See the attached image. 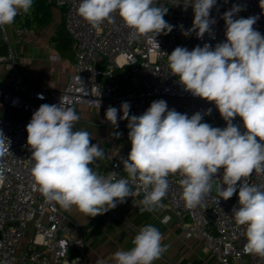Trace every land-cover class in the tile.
I'll use <instances>...</instances> for the list:
<instances>
[{
	"label": "clouds",
	"instance_id": "obj_1",
	"mask_svg": "<svg viewBox=\"0 0 264 264\" xmlns=\"http://www.w3.org/2000/svg\"><path fill=\"white\" fill-rule=\"evenodd\" d=\"M216 2L193 0V24L182 34L195 32L202 38L210 33L216 22L210 18ZM156 5V0H81L77 12L92 28L105 21L113 23V14H118L131 30V39L145 37L156 42L157 36L174 27L164 19L167 8ZM32 6L33 0H0V27L10 26L21 11L29 13ZM240 10L234 6L223 14L225 40L214 48L205 43L191 51L176 47L168 54L171 76L178 77L191 95L213 103L225 127L202 122L200 112L189 117L169 109L162 99L138 116L129 115V102H123L119 110L109 106L106 121L118 128V111H122L119 119L128 121L131 142L127 158H120L127 178L116 179L90 166L104 158V150L91 143L88 131L74 130L79 116L61 95L57 104H41L26 126L33 190L63 210L75 209L82 217L94 218L125 203L136 194L135 186L144 192L143 213L160 206L169 188V175L179 174L181 200L191 209L211 191L214 176L222 169L218 196L227 201L238 192L239 206L232 214L235 223L245 228L243 251L264 256V184L248 182L253 173L264 174V35L254 28L257 16L234 18ZM38 98L43 96L38 94ZM236 117L243 131L233 123ZM5 141L9 149L10 141L0 130V149ZM4 154L0 150V157ZM162 240L156 227L143 226L130 250H118L97 264H153L167 250Z\"/></svg>",
	"mask_w": 264,
	"mask_h": 264
},
{
	"label": "built area",
	"instance_id": "obj_2",
	"mask_svg": "<svg viewBox=\"0 0 264 264\" xmlns=\"http://www.w3.org/2000/svg\"><path fill=\"white\" fill-rule=\"evenodd\" d=\"M50 1L64 9V27L74 50L72 72L62 88H27L18 70V56L9 27L18 37L29 29L13 24L0 27V45L4 48V53H0V64L13 72L9 86L0 84V103L21 112L14 120L0 118V130L10 141L9 149L8 141L0 149L5 153L0 157V264H86L84 240L75 235V225L66 221L57 204L47 202L32 188L26 126L41 104H57L61 95L73 108L84 105L107 110L112 106L119 110L123 102H129V115L132 116L143 112L154 97L167 96L182 102V114L191 117L200 112L211 126L223 128L226 122L214 104L191 95L178 83V77L171 76L168 54L176 47L191 51L197 45L203 47L208 43L214 48L224 41L223 14L234 6L241 9L234 18L257 16L254 28L264 35V3L260 5V0H217L210 13V18L216 22L211 25V32L202 38H197L195 32L189 36L182 34L193 24L194 12L190 5L193 0H156L157 7L167 8L164 19L174 26L170 33L157 36L156 42L145 37L131 39V30L118 14H113V23L105 21L92 28L78 15L81 0ZM119 70L122 81L111 80ZM38 94L43 99L38 98ZM208 109H212L211 113L205 114ZM233 123L244 130L239 117ZM222 171L214 176L216 180L211 191L191 209L181 200V177L169 175V188L159 207L175 216L186 236L201 237L204 249L221 264H264V256L243 251L245 228L235 223L232 214V209L239 206L238 192L227 201L218 196ZM98 172L116 179L127 178L118 160H111L107 169ZM248 182L264 184V174L253 173ZM132 187L136 194L126 198L125 202L144 195L142 189ZM218 199L221 200L217 205ZM207 211L211 212L212 218ZM170 217L165 214L163 222Z\"/></svg>",
	"mask_w": 264,
	"mask_h": 264
},
{
	"label": "crops",
	"instance_id": "obj_3",
	"mask_svg": "<svg viewBox=\"0 0 264 264\" xmlns=\"http://www.w3.org/2000/svg\"><path fill=\"white\" fill-rule=\"evenodd\" d=\"M54 8H57L58 13L55 20H53ZM51 13L52 19L47 26L38 30H29L21 37L13 34L9 27L11 41L18 56V70L22 73L24 83L29 89L37 87L60 89L72 72L73 47L71 51L62 52L50 43L58 25L64 24V9L53 5ZM49 26L51 29L46 30L45 28ZM0 53H4L1 45ZM12 76V70L0 64V84L9 86ZM161 99L167 102L169 109L182 113L180 100L157 96L149 101L143 112L138 115L143 114L153 101ZM74 109L79 116L74 130L88 131L93 138L91 143L100 145L108 162L118 160L123 169L120 158H127L131 149V142L128 140V121L119 119L123 113L118 111V128H114L110 123H105L106 109L89 108L84 105H75ZM20 116L19 110L0 103V118L14 120ZM115 133L120 135L117 137ZM124 173L126 174L125 171ZM143 197L144 195H138L94 218L82 217L75 209L71 212L63 210L57 204L66 221L75 225V235L81 236L84 240L86 264H97L99 260H107L118 250H130L135 235L146 225L156 227L162 234V244L167 246L163 256L153 264H221L204 249V241L201 237L186 236L181 232L177 219L170 211L157 207L152 212L142 213L140 201ZM165 214L171 216L167 222L162 220Z\"/></svg>",
	"mask_w": 264,
	"mask_h": 264
},
{
	"label": "trees",
	"instance_id": "obj_4",
	"mask_svg": "<svg viewBox=\"0 0 264 264\" xmlns=\"http://www.w3.org/2000/svg\"><path fill=\"white\" fill-rule=\"evenodd\" d=\"M53 3L49 0H33V6L29 13L20 12L14 20L13 25L17 27H27L29 30H38L47 26L51 19V8ZM51 45L58 51H71L72 39L65 30L64 24H59L56 28L55 35L50 39ZM118 82L122 81V72L115 71L113 79ZM202 122L208 123L206 118ZM108 158L98 159L93 165H90L95 171H102L108 168Z\"/></svg>",
	"mask_w": 264,
	"mask_h": 264
},
{
	"label": "rangeland",
	"instance_id": "obj_5",
	"mask_svg": "<svg viewBox=\"0 0 264 264\" xmlns=\"http://www.w3.org/2000/svg\"><path fill=\"white\" fill-rule=\"evenodd\" d=\"M57 8H54L53 9V20H55V19H57ZM46 30H50L51 28H50V26L49 27H47V28H45ZM14 47V46H13ZM120 112V111H119Z\"/></svg>",
	"mask_w": 264,
	"mask_h": 264
},
{
	"label": "water",
	"instance_id": "obj_6",
	"mask_svg": "<svg viewBox=\"0 0 264 264\" xmlns=\"http://www.w3.org/2000/svg\"><path fill=\"white\" fill-rule=\"evenodd\" d=\"M206 214H207L209 217H211V218L213 217V215L211 214L210 211H207ZM75 254H77V252H75Z\"/></svg>",
	"mask_w": 264,
	"mask_h": 264
}]
</instances>
